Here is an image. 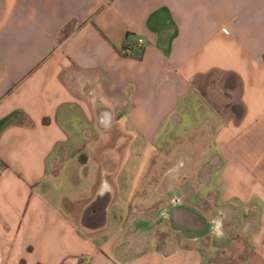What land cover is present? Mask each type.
<instances>
[{
    "label": "crops",
    "instance_id": "1",
    "mask_svg": "<svg viewBox=\"0 0 264 264\" xmlns=\"http://www.w3.org/2000/svg\"><path fill=\"white\" fill-rule=\"evenodd\" d=\"M263 145L264 0H0V264H264Z\"/></svg>",
    "mask_w": 264,
    "mask_h": 264
},
{
    "label": "built area",
    "instance_id": "2",
    "mask_svg": "<svg viewBox=\"0 0 264 264\" xmlns=\"http://www.w3.org/2000/svg\"><path fill=\"white\" fill-rule=\"evenodd\" d=\"M140 44L141 41H138ZM133 46L130 43H127L124 48L121 50V55L125 57H131L133 55Z\"/></svg>",
    "mask_w": 264,
    "mask_h": 264
},
{
    "label": "rangeland",
    "instance_id": "3",
    "mask_svg": "<svg viewBox=\"0 0 264 264\" xmlns=\"http://www.w3.org/2000/svg\"><path fill=\"white\" fill-rule=\"evenodd\" d=\"M257 153H258V155H260L261 157L264 155V145L258 147V149H257Z\"/></svg>",
    "mask_w": 264,
    "mask_h": 264
},
{
    "label": "clouds",
    "instance_id": "4",
    "mask_svg": "<svg viewBox=\"0 0 264 264\" xmlns=\"http://www.w3.org/2000/svg\"><path fill=\"white\" fill-rule=\"evenodd\" d=\"M217 235H222V233H219V232H218Z\"/></svg>",
    "mask_w": 264,
    "mask_h": 264
},
{
    "label": "trees",
    "instance_id": "5",
    "mask_svg": "<svg viewBox=\"0 0 264 264\" xmlns=\"http://www.w3.org/2000/svg\"><path fill=\"white\" fill-rule=\"evenodd\" d=\"M125 46V45H124ZM124 48V47H123ZM123 57H125V56H123Z\"/></svg>",
    "mask_w": 264,
    "mask_h": 264
}]
</instances>
